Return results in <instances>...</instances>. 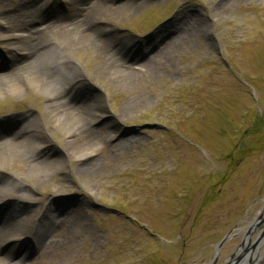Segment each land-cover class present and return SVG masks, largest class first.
<instances>
[{
	"label": "rangeland",
	"instance_id": "1",
	"mask_svg": "<svg viewBox=\"0 0 264 264\" xmlns=\"http://www.w3.org/2000/svg\"><path fill=\"white\" fill-rule=\"evenodd\" d=\"M26 2L0 0V14L15 15ZM63 4L51 2L31 29L48 31L50 13L68 14ZM82 8L75 1L74 9ZM182 16L192 21L177 53L129 86L97 72L94 50L64 53L67 69L89 79L93 115L112 126L91 174L75 173L81 159L62 148L70 138L66 126L54 125L38 148L21 147L0 165V177L28 194L16 201L13 221L50 201L59 214L81 211L70 251L54 264H209L229 231L212 264H225L241 250V264H264V0H146L108 28L149 47L151 33L168 40L169 27ZM151 49L145 58L155 54ZM21 52L13 50L18 58L26 55ZM144 56L131 64L138 67ZM9 60L0 45V76L10 71ZM48 91L34 80L17 92L0 82V136L17 134L26 115L38 117ZM42 155L57 165L40 176L28 165ZM4 222L0 214V228ZM27 227L21 223L15 235L29 233ZM28 245H16L12 260L33 262Z\"/></svg>",
	"mask_w": 264,
	"mask_h": 264
},
{
	"label": "bare ground",
	"instance_id": "2",
	"mask_svg": "<svg viewBox=\"0 0 264 264\" xmlns=\"http://www.w3.org/2000/svg\"><path fill=\"white\" fill-rule=\"evenodd\" d=\"M56 1L27 0L14 9L15 15L0 14V29H5L0 32L1 50L9 57L11 67L9 72L0 76V82L12 92L19 91L20 84L31 80L40 88L49 90L38 117L26 115L27 121L17 134L11 137L0 136V165L21 147L38 148L39 143L45 140V135H50L54 125L66 126L69 127L70 138L62 148L70 159H81L75 173L87 176L97 168L94 157L98 150L103 149L104 141L113 136L112 126L108 121H98L93 115L87 104L88 95L93 93L89 79L83 78L72 68L67 69L64 53L78 47L94 50L99 59L97 72L110 76L123 86H129L141 78L157 73L169 57L177 53L184 43L182 35L188 33L186 23L192 20L187 16L176 19L169 27L172 37L168 40L166 36L151 33L148 45L152 49L154 47L156 52L145 58V49L149 51V47L142 46L133 37L116 36L108 28V24L119 14L138 9L146 0H124L114 8L108 4L111 0H62L67 15L50 13L54 19L53 23H48V31L45 27L31 29L32 25L44 19L42 10ZM75 1L83 3L81 11L74 9ZM93 22L99 24L93 26ZM54 24L57 25L56 29H53ZM15 48L21 49L26 55L16 57L13 53ZM139 49L144 51L139 54ZM137 52L138 55L135 56ZM138 56H144V61L135 67L131 62ZM126 108L122 107L118 120L126 115ZM95 121L97 124L92 126ZM121 144L123 142L119 146ZM56 165L57 161L42 155L32 160L28 168L42 176ZM27 195L17 182H7L4 177H0V214L1 220L5 221L0 228V264H21L13 261L11 256L16 245L23 242L30 244L29 250L36 254V259L28 264H54L68 254L78 234L79 228L76 226L82 223L81 211L74 209L59 214L53 201L43 208L30 209L31 213L25 217L27 220L20 222L23 219L20 218L13 221L11 218L14 219L19 213L16 201L26 199ZM23 222H28L29 233L15 235L14 232ZM246 242L247 239L244 245ZM241 251L235 257L240 256Z\"/></svg>",
	"mask_w": 264,
	"mask_h": 264
},
{
	"label": "water",
	"instance_id": "3",
	"mask_svg": "<svg viewBox=\"0 0 264 264\" xmlns=\"http://www.w3.org/2000/svg\"><path fill=\"white\" fill-rule=\"evenodd\" d=\"M232 231H229L217 244H216V251H215V255L213 257V260L211 261V263L209 264H212L215 262V260L217 259L218 257V254H219V251L221 249V246L223 245V243L229 238L230 234H231ZM244 253H245V250L240 254V256L238 257H233V258H230L225 264H239V262L243 259L244 257ZM232 260V261H231ZM231 261V262H230Z\"/></svg>",
	"mask_w": 264,
	"mask_h": 264
}]
</instances>
